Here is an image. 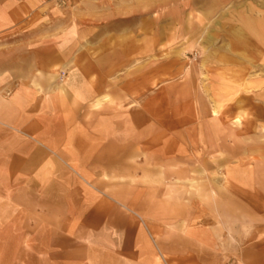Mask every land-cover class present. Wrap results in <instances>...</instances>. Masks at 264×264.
I'll return each instance as SVG.
<instances>
[{"label": "rangeland", "instance_id": "374dc122", "mask_svg": "<svg viewBox=\"0 0 264 264\" xmlns=\"http://www.w3.org/2000/svg\"><path fill=\"white\" fill-rule=\"evenodd\" d=\"M40 16L5 49L99 62L109 94L91 108L125 101L127 147L88 186L146 231L158 264H229L264 240V0H49ZM54 66L37 76L65 98Z\"/></svg>", "mask_w": 264, "mask_h": 264}, {"label": "crops", "instance_id": "0c3cea01", "mask_svg": "<svg viewBox=\"0 0 264 264\" xmlns=\"http://www.w3.org/2000/svg\"><path fill=\"white\" fill-rule=\"evenodd\" d=\"M48 1L0 0V264H158L146 231L88 186L93 171L118 163L127 147L115 124L125 101L110 94L122 109L91 108L108 93L99 62L72 51L5 49L29 37L26 27ZM58 65L65 98L64 88L57 96L37 76ZM229 264H264V240Z\"/></svg>", "mask_w": 264, "mask_h": 264}, {"label": "bare ground", "instance_id": "6f19581e", "mask_svg": "<svg viewBox=\"0 0 264 264\" xmlns=\"http://www.w3.org/2000/svg\"><path fill=\"white\" fill-rule=\"evenodd\" d=\"M241 21V20H240ZM247 25V24H246ZM249 31V30H248ZM252 35V34H251ZM246 36V35H245ZM244 37V36H243ZM247 37V36H246ZM58 72V70H55L54 71V73H55V75H56V73ZM58 75V74H57ZM215 112V111H214ZM217 115V114H216ZM215 116V115H214ZM243 116H245V114L243 115Z\"/></svg>", "mask_w": 264, "mask_h": 264}]
</instances>
